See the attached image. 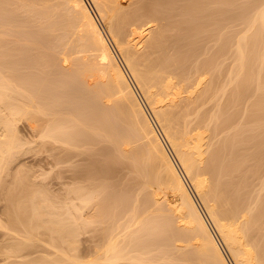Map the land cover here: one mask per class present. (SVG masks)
I'll use <instances>...</instances> for the list:
<instances>
[{"label": "bare ground", "instance_id": "bare-ground-1", "mask_svg": "<svg viewBox=\"0 0 264 264\" xmlns=\"http://www.w3.org/2000/svg\"><path fill=\"white\" fill-rule=\"evenodd\" d=\"M92 1L97 17L87 0H8L15 3L13 8L26 11V20L16 9L0 12L7 13L4 21L0 17V174L19 148L15 123L28 110L42 142L63 148L83 138L86 148L101 155L106 149L102 146L111 143L114 164L109 169L115 172L120 163L130 162L135 178L117 185L108 177L104 188L93 172L87 182L69 185L61 206L42 190L28 201L16 200L17 206L8 203L13 207L7 212L20 210L12 218L25 225L26 233L6 247L17 253L21 264H264V195L254 197L251 179L264 175L263 170L259 174L264 165V0H252L255 9L244 1L243 7L249 3L246 7L254 12L243 13L248 11L244 7L242 18L237 0H138L130 11L123 0ZM98 18L107 24V33ZM241 19L246 27L239 31L236 22ZM23 40L32 43L30 53H36L44 68L55 66L58 48L70 44L68 52L76 53L73 59L62 53V63L70 62L59 74L62 88L68 90L66 112L58 106L59 86L51 88V79L38 70V76L23 71L18 42ZM208 49L213 50L211 56L204 55ZM199 52L207 58L200 59ZM253 80L259 85L252 87L254 92ZM255 92L260 93L257 101L252 99ZM251 99L254 103L247 106ZM212 100L216 103L210 111ZM243 100L252 121L243 112L239 119L261 122L254 124L262 130L250 128V136L247 127H237L241 120L234 121L232 107ZM228 108L235 111L224 116ZM69 130L73 132L67 136ZM60 159L58 173L64 168ZM4 191L12 201L10 192L15 191ZM119 208L125 215L119 222L114 218L116 224L110 211ZM3 221L0 215V227L10 225V231L19 226L12 219L7 226ZM99 226L104 231L101 244L90 258L80 257L76 237L84 230L95 233ZM43 228L60 258L26 262V254L20 253ZM157 235L162 236L160 242L155 241Z\"/></svg>", "mask_w": 264, "mask_h": 264}, {"label": "rangeland", "instance_id": "rangeland-1", "mask_svg": "<svg viewBox=\"0 0 264 264\" xmlns=\"http://www.w3.org/2000/svg\"><path fill=\"white\" fill-rule=\"evenodd\" d=\"M244 1L245 2H251L252 0H237V11H238V14H239V16L242 14V9L244 8V7H246V6H248L249 5V3H248V5H247V3H246V6H244L243 7V5H245V3H244ZM9 2H10V0H9ZM8 2V0H6V1H4V0H0V9H2V11L0 10V12L2 13V12H7V10L10 8V10H13V11H15V9H16V11H17V14L19 13V15H20V18L22 19H25L26 20V17L24 18L23 17V15H24V9L21 7L20 9H19V7H18V5L16 6L15 5V7L16 8H13L14 7V4L15 3H13V4H11V3H9ZM89 2H90V4L92 5V8L94 9V11L93 12H95L94 14H95V16L97 17L98 15H97V7H95L94 5H95V3L93 4V1L92 0H89ZM123 2L124 3H126L125 5H124V8H126V10L127 11H130V10H132L134 7H135V5L137 4V2H138V0H123ZM241 2H243V3H241ZM252 2H254V0L252 1ZM251 2V3H252ZM256 2V1H255ZM8 3H9V5H8ZM258 3H261V2H258ZM7 4V5H6ZM253 5H250L251 7V9H255V7L256 6H254V3H252ZM13 5V6H12ZM239 5V6H238ZM241 5V6H240ZM257 5V4H256ZM260 4H258L257 6H259ZM8 7V8H7ZM18 7V8H17ZM253 7V8H252ZM249 7H246V9L248 10V11H245V10H243L244 12L243 13H245V12H249V11H251V12H249V13H253L254 12V10H251ZM22 9H23V11H22ZM245 9V8H244ZM20 11V12H19ZM253 11V12H252ZM241 14H240V13ZM25 13H26V11H25ZM4 14V13H3ZM2 14V15H3ZM7 14V13H6ZM6 14L5 15H3V16H0V17H2L3 19V21H4V16H6ZM245 14H248V13H245ZM26 16V15H25ZM19 18V19H20ZM241 18H242V15H241ZM21 19H20V21H21ZM239 19H240V17H239ZM24 20V21H25ZM243 20V21H242ZM20 21H18V24H19V22ZM98 21H99V23H100V25L102 26V28H103V30L107 33V31H108V27H107V24L103 21V20H101V19H99L98 18ZM239 20H237V22H236V25H237V23H238V26H236V27H238V28H236V29H238L239 31H241L240 29H244L245 30V27H244V25H246V23L244 22L245 20L244 19H241L239 22H238ZM22 22V21H21ZM21 22H20V24H21ZM164 21H162L161 23H163ZM243 22V23H242ZM23 23V22H22ZM103 23V24H102ZM157 24L156 23V26L158 27V26H161L162 24ZM32 24V23H31ZM17 25V24H16ZM33 25V24H32ZM153 25H155V24H153ZM19 26V25H18ZM155 26V27H156ZM4 27V26H3ZM19 27H22V26H19ZM30 27H31V25H30ZM156 27V28H157ZM244 27V28H243ZM5 28V27H4ZM129 28V27H128ZM236 29H235V31H236ZM22 30V29H21ZM129 30V29H128ZM236 31V33H239V31ZM243 31V30H242ZM225 32H226V29H225ZM241 34V32L239 33V35ZM207 35V34H206ZM204 36V35H203ZM18 37H21V34H20V36H18ZM16 38L17 40L19 39V38ZM73 38V37H72ZM21 39V38H20ZM22 40V39H21ZM72 40V39H71ZM71 40H69V43L71 42ZM18 42H20V44H21V48L20 49H22L21 51H23L22 53H23V55L24 56H22V57H24L23 58V60H24V64H23V71H26L27 72V74L28 73H31L32 75H34V74H37V75H34V76H38L39 74L41 75H43L44 74V76H48L49 78L48 79H51V88H55L56 89V86L58 87L57 88V91L59 90V91H61L60 92V96H59V99L61 100L60 101V104L58 105V106H60L59 107V109H61V107H62V111L64 110L65 112H66V109L68 110V103H67V98H66V96H67V93L68 92H66V90L67 89H63L62 88V84H60V82L62 83V81L60 80V79H62V75H60V77H59V74H62V72L63 71H61L62 69H64V67H66L67 69H69L70 68V62H69V64H68V62L67 63H65V64H63L62 62V58H65V56L63 57V54L65 55H67V59H69V58H71V57H73V55L75 56L76 55V53H69L68 51L69 50H71V48H69V47H71L70 46V44H68V46L66 45L65 46V48H58L57 50H59V51H57L56 49V53H57V61H56V63H55V66L53 65V67H52V69H50L51 68V66L49 65V67L47 68V67H45V68H47V69H45L44 67H43V65L41 64L40 65V63H39V61H37V59H38V56H36V53L34 54V53H30V51L32 50V48L33 47H31L32 46V43H30L29 41L27 42V41H18ZM26 42V43H25ZM209 43H211V42H209ZM208 43V44H209ZM22 44H24V47H23V45ZM26 44V45H25ZM29 44L31 45V46H29ZM211 44H214L213 42L211 43ZM211 44H209V46L211 45ZM219 44H220V42H219ZM205 45V44H204ZM29 46V47H28ZM203 46V45H202ZM206 46H207V44L205 45V47H204V51L208 48H206ZM212 46H214V45H212ZM211 46V47H212ZM219 46L218 44H216L215 45V48H217V47ZM64 47V46H63ZM28 48V49H27ZM215 48H214V50H215ZM25 49H27V50H25ZM63 49H64V51H66V52H63ZM66 49V50H65ZM203 49V48H202ZM211 49H213V48H211ZM218 49V48H217ZM209 50V52L207 51V52H205L206 54H204V55H206V56H209L210 55V53H212L213 52V50H211L210 51V49H208ZM21 51H20V53H21ZM26 51H27V53H26ZM32 51H34V49L32 50ZM60 51H62V52H60ZM202 52V51H201ZM201 52H199L200 54H202ZM29 53V54H28ZM63 53V54H62ZM67 53H69L70 55H68ZM209 53V54H208ZM26 54H28V55H26ZM79 54H82V53H78V55ZM199 54V55H200ZM202 54V58H200V59H206L207 57H204V55ZM198 55V54H197ZM33 56V57H32ZM59 56H62V57H59ZM77 56V55H76ZM75 56V57H76ZM211 56V55H210ZM0 57H1V55H0ZM35 57V58H34ZM37 57V58H36ZM74 57V58H75ZM200 57H201V55H200ZM32 58V59H31ZM60 58V59H59ZM196 58V57H195ZM194 58V59H195ZM71 59H73V58H71ZM197 59V58H196ZM199 59V58H198ZM199 59V60H200ZM204 59V60H205ZM30 60V61H29ZM199 60H197L198 62H199ZM221 61H222V59H220ZM26 61V62H25ZM34 61V63H32ZM36 61V62H35ZM59 61V62H58ZM70 61V60H69ZM195 61V60H194ZM0 62H2V60L0 59ZM60 62H61V64H60ZM71 62H72V60H71ZM201 62V61H200ZM227 62V61H226ZM226 62H224V64H228V63H226ZM38 63V64H37ZM194 63V62H193ZM2 64V63H1ZM36 64H37V67H36ZM39 65V66H38ZM58 65L59 66H61V67H58ZM62 65H65V66H62ZM45 66H47V65H45ZM41 67V68H40ZM56 67H58L57 69H55ZM69 67V68H68ZM26 68V69H25ZM34 68V69H33ZM36 68V69H35ZM39 68V69H38ZM42 68H44V69H42ZM59 68H60V72L58 71L59 70ZM62 68V69H61ZM65 68V71L67 70ZM224 68H225V66H224ZM35 70H38L39 71V74H38V72L36 73L35 72ZM48 70V71H47ZM52 70H53V72H52ZM22 71V72H23ZM56 71V72H55ZM223 71H225V70H223ZM223 71H222V73H223ZM50 72V73H49ZM55 72V73H54ZM24 73V72H23ZM52 73V74H51ZM25 74V73H24ZM29 75V76H32V75ZM52 76H51V75ZM223 75H224V73H223ZM33 76V77H34ZM57 77V78H56ZM55 78V79H54ZM254 80H256V79H254ZM254 80L252 81V83L251 84H253V85H250L251 86V90L254 88L255 89V87L257 88V86H259L257 83H256V81H255V83H253L254 82ZM55 81V82H54ZM55 84V85H54ZM52 85H54V86H52ZM250 86H249V88H250ZM253 87V88H252ZM254 89H253V92H254ZM63 90V91H62ZM68 91V90H67ZM249 91V93L251 92L250 91V89L248 90ZM256 91V90H255ZM263 91V90H262ZM262 91H259L260 93L262 92ZM252 92V94H254ZM257 92V91H256ZM256 92H255V94H256ZM260 93H258V94H256V95H254L253 97H252V99L253 98H255L254 100L255 101H257V97L256 96H259V94ZM251 94V93H250ZM249 94V95H250ZM262 94V93H261ZM250 97V98H251ZM250 100V101H245V100H243L242 102L244 103H240V104H238L237 106H233L232 108H235L236 109V114L238 115H236L235 114V120L234 121H236V120H238L239 118H240V116H243V113H244V115L245 116H247L251 111L249 110V113L246 111V108H247V106L249 105V106H251L250 105V103H254V102H252L253 100ZM248 100V99H247ZM214 101V102H213ZM75 102H76V99H75ZM246 102H247V106H246ZM64 103V104H63ZM214 103H216V100H212L211 102H210V105H209V108H207V105H205L206 107L204 108V109H206L207 108V110H210L211 111V107H213V105L212 104H214ZM66 104V105H65ZM53 105H55L53 102H52V104H50V106L52 107ZM243 105V106H242ZM242 106V107H241ZM231 107V106H230ZM237 107H240V108H237ZM242 108H244L243 110L244 111H246V112H244V111H241L242 110ZM250 108V107H249ZM252 108V107H251ZM32 109V108H31ZM229 109V108H228ZM226 110L225 112H227V114L225 113L224 114V116H226V115H228V112H232V110L233 111H235V109H229V110ZM239 109V110H238ZM30 110V109H29ZM33 110V109H32ZM148 110V109H147ZM238 111V112H237ZM241 112H243L241 115H239ZM29 113V114H28ZM31 113V114H30ZM245 113H248V114H245ZM33 116V111H31V112H28V110H27V113H26V117H24V119L22 118V119H20V121H18L17 122V124L15 123V125H17V129H18V132H19V135H20V138H21V142H20V145H19V148L17 147V149L18 150H16L17 152L14 154V156L13 157H10V160H8L7 162H8V164L6 165L5 164V168L2 170L3 172H1V174H0V180L2 179L3 180V184H4V186H5V188H1L2 189V191L0 192V215H1V217H2V220H4L3 221V223H5L4 225H6V223L8 222V220L10 219H12V221H14L15 219H13L14 218V215H15V213L17 214V212H18V210L19 209H17V207L15 208L16 210H17V212L14 210H12L11 211V209L9 210V212H10V214H9V212H7V210H8V206H11V204H9V205H7L8 203H13V205H15L16 204V200L18 201V199H21V200H27L28 201V197H30V195H32L33 193L34 194H36V195H39V194H37V193H39L38 192V190H42V191H44L45 192V194L46 195H50V196H52V198L53 199H55L56 201H57V204H59L60 206L61 205H63L64 204V202L66 201V199H67V190H68V187H69V185H71L72 183H74V182H83V181H85L86 180V182L89 180L88 179V177H89V175H90V173H93V174H95V172L97 173L96 174V181L95 182H97V184H99V186H102V184H103V182H108V181H110V180H108V179H110V178H113V181L117 184V185H119L120 183L121 184H127V183H129V180L130 179H134L135 178V175H134V173H136L135 171H132V169H131V167H132V164H131V166H130V162H127V161H124V162H122V163H120V165L119 166H117L116 167V169H118V170H116L115 169V172H113L112 170L113 169H109V167H110V165H112V163L114 164V162H113V160H114V158L112 159L111 157H113V146H112V144L111 143H108V144H104L105 146H102V148L103 149H105L104 151H102V155L99 153V151H98V153H95L93 150V148L92 147H90V148H86L87 146V144H85V143H83V138H82V140H80V142L79 141H77L76 142V145H75V143H73L72 145H74V146H72V145H69V144H66L67 146H64L63 145V148H60L61 147V145H56V144H53L51 141H46V142H42L40 139H39V129H37V128H34L33 127V122L31 121L32 120V117L30 118V116ZM28 116V117H27ZM236 116H237V118H236ZM250 118H251V116H250V114L248 115ZM255 115H253V117H254ZM244 117V116H243ZM249 117L248 118H244L245 120L242 122V120L243 119H239L238 121H240L239 123L240 124H238V125H240V126H237V124H236V126L239 128V127H242V128H246V132L245 133H251V130H250V128H252L253 129V131H254V129L256 128V126H257V124L255 125L254 123L255 122H257V120L255 121L254 119V122H250V123H248L249 121H252V118H251V120H249ZM242 118V117H241ZM29 119V120H28ZM247 120H249V121H247ZM237 121V122H238ZM246 121V123L247 124H245L244 122ZM154 122V121H153ZM235 123V122H234ZM258 123V122H257ZM261 123V122H260ZM260 123H258L259 125H260ZM244 124L246 125V126H244ZM263 124V123H262ZM234 125L235 124H233L232 126L234 127ZM155 126H156V123H155ZM231 126V127H232ZM255 126V127H254ZM261 127L263 128L264 127V125H261ZM261 127H259V126H257V128H259V130H262V128ZM236 128V127H235ZM248 128H249V130H248ZM228 129V128H227ZM243 130V129H242ZM248 130V131H247ZM0 131H1V129H0ZM225 131H227V130H225ZM233 131H235V129L233 128V129H228V133H231V132H233ZM245 131V130H244ZM243 131V132H244ZM252 131V132H253ZM73 132V130H69L68 132H67V136H69L71 133ZM255 132H256V129H255ZM0 133H2V131L0 132ZM228 133H224V134H228ZM234 133V132H233ZM224 134H223V136H224ZM252 134H254V133H252ZM256 134V133H255ZM258 134H259V132H258ZM262 134V133H261ZM222 135V134H221ZM249 136L251 135V134H248ZM248 135H247V137H248ZM220 137H222V136H220ZM263 137V136H262ZM250 138H252V137H250ZM253 139H255V138H253ZM257 140V139H256ZM256 140H254V142L256 141ZM86 141V140H85ZM84 141V142H85ZM83 143V144H82ZM137 143V142H136ZM136 143H134V145H136ZM249 143H250V141H249ZM111 144V145H110ZM252 143H250L249 145H251ZM109 145V146H108ZM90 146V145H89ZM88 146V147H89ZM111 147H112V149H111ZM93 150H92V149ZM110 149H111V152H109L110 151ZM96 150V149H95ZM105 151H108V152H106L105 153ZM93 152V153H92ZM101 152V151H100ZM108 153V154H107ZM105 154H107L106 156H105ZM111 154V157L109 156ZM106 158H105V157ZM107 157H108V159H107ZM58 158L60 159V158H62V159H60L61 161H62V170H61V174L60 173H58L59 171H60V168H58V169H56V167H55V165L57 164L56 163V161L58 160ZM103 158V159H102ZM57 159V160H56ZM129 161V160H128ZM58 162V161H57ZM264 164V163H263ZM58 167V166H57ZM120 167V168H119ZM111 168H113V166L111 167ZM263 168V169H262ZM262 168H261V170H259V174H262V173H264V165L262 166ZM110 170V171H109ZM134 170V169H133ZM262 170H263V172H262ZM132 172H134V173H132ZM260 172H262V173H260ZM104 173V174H103ZM106 173V174H105ZM110 175H109V174ZM115 176H114V175ZM133 176H132V175ZM132 176V177H131ZM257 176H258V173H257ZM260 176V175H259ZM258 176V177H259ZM79 177V178H78ZM109 177V178H108ZM257 177V179H256V175H255V178L253 179V178H251L253 181V187H252V182H251V187H252V191H253V195H254V197L255 196H257L258 194H262V195H264V188L261 186V182H264L263 180H264V175L262 174V177L260 176V178H258ZM83 178V179H82ZM86 178V179H85ZM100 178V179H99ZM106 178H108L107 179V181H105V179ZM114 178H116V179H114ZM117 179H119V180H117ZM77 180V181H76ZM112 180V179H111ZM121 180V181H120ZM120 182V183H119ZM123 182V183H122ZM127 182V183H126ZM119 183V184H118ZM76 184H79V183H76ZM81 184V183H80ZM83 184V183H82ZM87 184V183H86ZM101 184V185H100ZM120 184V185H121ZM73 185V184H72ZM71 185V186H72ZM85 185V184H84ZM105 183L103 184V187L105 188ZM264 185V184H263ZM12 188L13 189V192L14 193H12V192H10L11 193V195L12 194H14V196H13V198L11 199L12 201H8L7 200V198H9V197H11L10 195H9V197H7L8 196V192H6V191H4V189H10V188ZM103 187H101L102 188V190H104L103 189ZM262 187V188H261ZM17 189V190H14V189ZM101 188H99V189H101ZM69 189H70V187H69ZM107 189V188H106ZM150 189V188H149ZM148 189V191H151V190H149ZM69 191V190H68ZM35 192H37V193H35ZM145 192H147L146 190H144V193ZM40 194H44L43 192H40ZM104 194V193H103ZM103 194H101V198H102V196H103ZM261 195V196H262ZM10 199V198H9ZM20 201V200H19ZM24 201H22V203H23ZM24 204H27V203H24ZM18 205V202H17V204H16V206ZM27 206H29L28 204H27ZM7 207V208H6ZM11 207H13V206H11ZM10 207V208H11ZM15 207V206H14ZM24 207H26V206H24ZM24 207H22L23 209H24ZM30 207V206H29ZM29 207H26V210H27V208H29ZM154 208V207H153ZM23 209H21V210H23ZM28 210H30V209H28ZM125 210V209H124ZM124 210H122L121 211V209L119 208L118 209V211L116 210L115 212H114V210H113V212H114V214L112 213V210L110 211V213L112 214L111 216H113V219L112 220H114V218H115V220L117 221L118 220V222L120 221V218L122 219V218H124V215H125V213H124ZM154 210V209H153ZM20 211V210H19ZM28 212V211H27ZM126 212V211H125ZM23 213H21V215H22ZM13 217V218H12ZM22 217V216H21ZM16 218V217H15ZM23 218V217H22ZM21 220V219H20ZM24 220V219H23ZM25 220H26V218H25ZM115 220L113 221V222H115ZM123 220V219H122ZM121 220V221H122ZM12 221L10 222L11 224H12ZM15 223L17 222V220L16 221H14ZM13 222V223H14ZM20 223H22V222H18V223H16V225H19V226H15L14 227V229L16 230V229H18L17 231H19L20 232V234H18V233H16L15 232V230H12V231H10L11 229H10V225L7 227V228H9V229H4L3 228V226H2V228L0 227V264H16V262L18 261V263L20 262V259L21 258H19L18 256H17V253L16 252H14L13 251V249L12 250H10V249H8L6 246H8V244H10V243H14V244H16V242L18 243L20 240H22V237H23V234H25L26 233V231H25V225L22 223V225L20 224ZM116 223V222H115ZM9 224V223H8ZM7 224V225H8ZM117 224V223H116ZM6 225V226H7ZM12 226V225H11ZM14 226V225H13ZM24 228H23V227ZM101 226H99L97 229H99ZM103 228V227H102ZM101 228V229H102ZM8 230V231H7ZM104 230V229H103ZM41 232H40V234H38V235H36L35 237H34V239H33V243H32V245L31 244H29L28 246H26L25 247V249H23V251H22V253H20V254H26V262H29V261H35V260H40V261H43V262H50L52 259L53 260H55V259H59L60 258V255H56L55 256V254H56V249L52 246V245H50V242H52V240H51V237H50V234H49V232H48V230L45 228H43V229H41L40 230ZM84 231H86V232H84ZM83 232L82 231H80V233H79V235L80 236H78V237H76V239L78 240V244H76L77 245V251L79 252V256L80 257H84L85 256V258L84 259H86V257H87V259L88 258H90L91 256L90 255H92V254H94V248H96L95 246H97V244L99 245V244H101V243H99L100 242V239H102V235H103V233L102 232H104V231H102V230H96V231H94L95 233H93V231L92 232H88L87 230H84ZM91 231V230H90ZM25 232V233H24ZM22 235V236H21ZM160 236V235H159ZM159 236L157 235L156 237H155V241H157V242H160V241H158V239H161L162 238V236L159 238ZM77 240H76V242H77ZM162 240V239H161ZM57 242L59 241L58 239L56 240ZM148 241H150V240H148ZM102 242V241H101ZM145 242H147V240L145 241ZM162 242V241H161ZM180 243H178V242H176L177 244H181V243H183V242H181V241H179ZM56 243V242H55ZM169 243H171V242H169ZM56 244H60V242L59 243H56ZM148 244H149V242H147V244L145 243V250H146V247H148ZM173 244H175V243H173ZM173 246H176V244L175 245H172V250H175L174 248H173ZM79 247V248H78ZM151 248V247H150ZM148 249H149V247H148ZM224 249V248H223ZM96 251V250H95ZM224 251H225V249H224ZM91 252H92V254H91ZM171 252H173V251H171ZM16 254V255H15ZM19 253H18V255H20ZM90 254V255H89ZM172 255L173 254H175L176 256H178L177 255V253H176V251H175V253L173 252V253H171ZM51 255V258H49V256ZM90 257H89V256ZM174 257V259H176V257L175 256H173ZM48 258V259H47ZM179 258V257H178ZM25 260V259H24ZM177 260H180V259H177ZM230 261V260H229ZM21 262H23V261H21ZM21 262H20V264H21ZM52 262V261H51ZM183 262V263H182ZM231 262V261H230ZM17 263V264H18ZM172 263H175V264H184L185 262L182 260V261H175L174 260V262H172ZM23 264V263H22ZM48 264V263H47ZM149 264V263H148ZM231 264H232V262H231Z\"/></svg>", "mask_w": 264, "mask_h": 264}, {"label": "built area", "instance_id": "built-area-1", "mask_svg": "<svg viewBox=\"0 0 264 264\" xmlns=\"http://www.w3.org/2000/svg\"><path fill=\"white\" fill-rule=\"evenodd\" d=\"M88 1V3L90 4V2H89V0H87ZM90 6H91V4H90ZM93 9V8H92Z\"/></svg>", "mask_w": 264, "mask_h": 264}]
</instances>
